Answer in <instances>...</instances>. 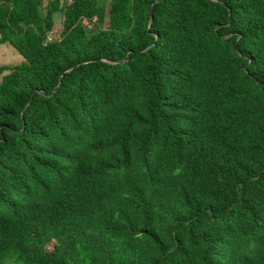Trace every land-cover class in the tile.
Segmentation results:
<instances>
[{
    "label": "trees",
    "instance_id": "16d2710c",
    "mask_svg": "<svg viewBox=\"0 0 264 264\" xmlns=\"http://www.w3.org/2000/svg\"><path fill=\"white\" fill-rule=\"evenodd\" d=\"M43 2L0 0V264H264V0Z\"/></svg>",
    "mask_w": 264,
    "mask_h": 264
},
{
    "label": "rangeland",
    "instance_id": "374dc122",
    "mask_svg": "<svg viewBox=\"0 0 264 264\" xmlns=\"http://www.w3.org/2000/svg\"><path fill=\"white\" fill-rule=\"evenodd\" d=\"M45 1V0H44ZM44 3V2H43ZM54 14V22L57 25L58 16ZM60 24V22L58 23ZM55 34L60 32V27H55ZM23 62V58L13 49V47L9 44H1L0 45V67L7 66H15Z\"/></svg>",
    "mask_w": 264,
    "mask_h": 264
},
{
    "label": "clouds",
    "instance_id": "9594fccd",
    "mask_svg": "<svg viewBox=\"0 0 264 264\" xmlns=\"http://www.w3.org/2000/svg\"><path fill=\"white\" fill-rule=\"evenodd\" d=\"M109 1V0H108ZM158 1H160V0H158ZM47 2H48V0H45L44 1V3H43V6H46V4H47ZM72 3V0H60V3H59V5H60V9L63 11V8H64V6L65 5H70ZM150 11H151V8H150ZM57 16H58V21H57V25H55V27H61V22H62V19H63V14H62V12L61 11H59V12H57V13H55ZM56 16V17H57ZM53 19H54V17H53ZM60 22V24H58ZM88 22H90V24H91V26L90 27H92L93 25H95V24H98V20H97V18L96 17H94V18H91V20H86V19H84L83 20V23L85 24V25H87L88 26ZM99 25V24H98ZM97 25V26H98ZM54 27V28H55ZM89 27V26H88ZM108 27V20H104V22H103V24H102V26H101V29H106ZM94 28V27H93ZM56 33V31L53 29L52 30V32L51 33H49L48 35H47V37H46V41H51V40H53V39H55V38H57L58 36H59V34H60V32L58 33V34H55ZM104 62H106V63H108L106 60H103ZM123 61H119L118 63H122ZM74 67H76V66H74ZM1 74H0V79H1ZM22 113H24V111L22 112ZM48 249H50V247H48Z\"/></svg>",
    "mask_w": 264,
    "mask_h": 264
}]
</instances>
